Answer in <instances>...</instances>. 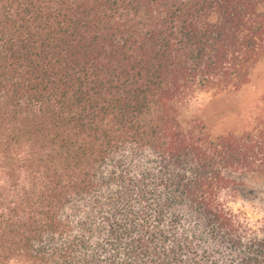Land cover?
Wrapping results in <instances>:
<instances>
[{
    "label": "trees",
    "instance_id": "obj_1",
    "mask_svg": "<svg viewBox=\"0 0 264 264\" xmlns=\"http://www.w3.org/2000/svg\"><path fill=\"white\" fill-rule=\"evenodd\" d=\"M263 80L264 0H0V264H264Z\"/></svg>",
    "mask_w": 264,
    "mask_h": 264
},
{
    "label": "rangeland",
    "instance_id": "obj_2",
    "mask_svg": "<svg viewBox=\"0 0 264 264\" xmlns=\"http://www.w3.org/2000/svg\"><path fill=\"white\" fill-rule=\"evenodd\" d=\"M259 89H264V80L255 82L244 94L250 101L256 99ZM241 96L225 97L215 94H201L194 99L186 110L188 119L204 120L210 127L222 128L221 113L234 110L243 105ZM230 208L239 214L247 215L253 220L264 218V178L247 176L241 179V187L237 195L229 201Z\"/></svg>",
    "mask_w": 264,
    "mask_h": 264
}]
</instances>
